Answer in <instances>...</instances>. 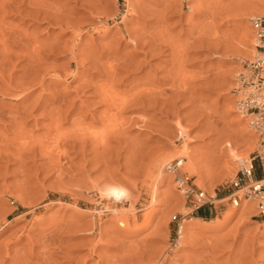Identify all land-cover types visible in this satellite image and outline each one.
Returning <instances> with one entry per match:
<instances>
[{
  "label": "rangeland",
  "instance_id": "rangeland-1",
  "mask_svg": "<svg viewBox=\"0 0 264 264\" xmlns=\"http://www.w3.org/2000/svg\"><path fill=\"white\" fill-rule=\"evenodd\" d=\"M36 1L37 17L0 2V37L20 50L0 43V264H264V214L227 197L236 161L257 148L234 89L254 54L239 46L251 8ZM178 152L216 196L211 212L161 164Z\"/></svg>",
  "mask_w": 264,
  "mask_h": 264
},
{
  "label": "built area",
  "instance_id": "built-area-1",
  "mask_svg": "<svg viewBox=\"0 0 264 264\" xmlns=\"http://www.w3.org/2000/svg\"><path fill=\"white\" fill-rule=\"evenodd\" d=\"M249 23L254 36L255 52L251 59L242 63L237 73V87L234 89L238 93L236 108L248 119L256 134L257 148L247 160L236 161V174L231 180L235 190L227 197L233 205H237L242 198L252 199L258 211L264 214V13L251 17ZM182 160L168 162L165 169L174 175L176 188L189 206L194 209L207 207L211 212L216 196L202 191L185 171L180 170ZM172 219H177V216L174 215Z\"/></svg>",
  "mask_w": 264,
  "mask_h": 264
},
{
  "label": "bare ground",
  "instance_id": "bare-ground-1",
  "mask_svg": "<svg viewBox=\"0 0 264 264\" xmlns=\"http://www.w3.org/2000/svg\"><path fill=\"white\" fill-rule=\"evenodd\" d=\"M2 0H0V2H1ZM16 1H23V2H21L22 3V5H24L23 7H25V9L27 8V12H29L28 14L29 15H32L33 17H37V14L39 13V12H41V10L40 9H42V8H40V7H38L39 5H37V4H35V3H31L30 2V0L29 1H27L26 2V0H15V2ZM25 1V2H24ZM39 1V0H38ZM7 3V5L9 6V8L8 9H10V12H11V8L10 7H12L11 5H14V4H12L13 2H12V0H11V2H10V0H3V2L2 3ZM14 2V3H15ZM20 2L19 3H17V4H20ZM29 2V3H28ZM35 2L37 3V1L35 0ZM45 2V1H44ZM238 2V1H237ZM24 3H27L26 5H28V7L27 6H25V4ZM43 3V2H42ZM239 3V4H238ZM238 3H234L235 5H238V7L240 8L241 6H245V8H251V10L250 11H248V14H247V16H245V19H247L248 17H249V19L251 18V17H253L255 14H261V13H264V0H241L240 2H238ZM1 4V3H0ZM16 4V5H17ZM40 4V3H39ZM45 4V3H44ZM43 4V5H44ZM234 4L232 5V7L234 6ZM21 5V4H20ZM21 5V6H22ZM31 5H34L33 7L31 6ZM55 5V4H54ZM6 6V5H5ZM8 6H6V7H8ZM36 6V7H35ZM40 6H41V4H40ZM44 6H46V5H44ZM229 6V5H228ZM227 7V6H226ZM13 8V7H12ZM18 8V7H17ZM21 8V7H20ZM48 8V7H47ZM230 8V7H229ZM14 9L16 10V8H15V5H14ZM13 9V10H14ZM49 9H51L52 10V8H49ZM49 9H46V10H48L46 13L47 14H49ZM57 9V8H56ZM59 9V8H58ZM57 9V10H58ZM23 10H24V8H23ZM43 10V9H42ZM46 10H44V11H46ZM53 10H55V9H53ZM53 10H52V13H54L53 12ZM60 10H61V8H60ZM8 11V10H7ZM6 11V12H7ZM19 11V10H18ZM25 11V10H24ZM66 11V10H65ZM5 12V13H6ZM9 12V11H8ZM15 12V11H14ZM69 12V11H68ZM0 13L2 14V13H4V6L3 5H0ZM16 13V12H15ZM45 13V12H44ZM43 13V14H44ZM67 13V12H66ZM226 13V12H225ZM9 14V13H8ZM27 14V15H28ZM239 14V13H238ZM3 15V14H2ZM7 15V14H6ZM28 15V16H29ZM41 15H42V13H41ZM46 15V14H45ZM50 15H51V13H50ZM242 15V14H241ZM5 16V15H4ZM3 16V17H4ZM27 16V17H28ZM38 16H40V14H38ZM48 16L49 15H47L46 16V19L48 18ZM31 17V16H30ZM29 17V18H30ZM42 17V16H41ZM56 17H57V14H56ZM66 17V16H65ZM69 18V17H68ZM1 19H2V16H1ZM0 19V20H1ZM4 19V18H3ZM36 19V18H35ZM49 20H51L50 18H48ZM47 19V20H48ZM43 20V19H42ZM54 20V19H53ZM60 21V20H59ZM62 21V20H61ZM54 22H55V20H54ZM57 22V21H56ZM66 22H68V20H67V18H66ZM0 23L2 24V22L0 21ZM53 23V22H52ZM70 23V22H69ZM248 23V22H247ZM53 24H55V23H53ZM64 24V23H63ZM4 25V24H3ZM2 26V25H1ZM1 29V28H0ZM2 29H3V27H2ZM1 29V30H2ZM4 30V29H3ZM12 31L14 30V29H11ZM19 30V29H18ZM6 31V30H5ZM16 31V30H15ZM14 31V32H15ZM243 32H241L242 34L240 35L241 37H240V40H239V46H244V48L245 49H248L247 50V52L245 51V50H242V52H243V54H242V56H244L245 55V57H250V54L251 53H254L255 52V47L254 46H252L254 43H252V45H251V39H252V37H251V33H252V29H251V27H250V24L248 23V24H246L245 25V28H243V30H242ZM21 32V31H20ZM16 33V32H15ZM17 33H18V31H17ZM16 33V35H14V37L16 38L15 40H16V42H17V47H19L21 50L23 49V48H25L26 47V42H25V40H27V39H24V37H25V35L23 36L22 34H23V32L20 34H17ZM6 34V33H5ZM7 36V35H6ZM3 33H2V35H1V37H0V43L2 42L3 44V47H4V53L3 54H5L6 55V51H7V49L9 48L10 49V52H11V50L13 49L14 51L16 50V49H14L15 47H13V45H12V49L10 48L11 46V44H7V41L9 40H7V37H6ZM26 37H28L27 35H26ZM9 38V37H8ZM36 39V38H35ZM14 40V41H15ZM48 42H50V41H48ZM15 43V42H14ZM13 42H12V44H14ZM20 43H22L23 45H19ZM36 43H37V41H36ZM52 42H50V44H51ZM54 43V42H53ZM16 44V43H15ZM34 45V44H33ZM40 45H41V43H40ZM44 45V44H43ZM36 46V45H35ZM37 46H39L38 44H37ZM36 46V47H37ZM27 47H29V46H27ZM31 47V46H30ZM34 47V46H33ZM51 47V46H50ZM55 47V46H54ZM57 47V46H56ZM38 48V47H37ZM1 49H2V47H1ZM18 49V48H17ZM36 49V48H35ZM51 49V48H50ZM54 50V49H53ZM56 50V49H55ZM13 51V52H14ZM16 51H20V50H16ZM8 52H9V50H8ZM17 52V53H18ZM241 52V51H240ZM248 54H246V53ZM245 53V54H244ZM8 55H6V56H10L9 55V53H7ZM13 54V53H12ZM15 54H16V52H15ZM155 54V53H154ZM28 55H30V54H27V56ZM33 57H34V55L33 54H31ZM252 55V54H251ZM5 58V57H4ZM28 58V57H27ZM30 59H31V56L29 57ZM6 60V59H5ZM151 92L153 91V90H150ZM156 91V90H155ZM149 92V91H148ZM154 93H152V95H153ZM105 95H106V97H107V93H103L102 94V97H104L105 99H106V97H105ZM155 95V94H154ZM145 96V95H144ZM147 96V95H146ZM156 96V95H155ZM101 97V98H102ZM134 97V96H133ZM136 97V96H135ZM154 97V96H153ZM152 97V98H153ZM157 98V97H156ZM238 98V97H237ZM136 99H137V97H136ZM104 100V99H103ZM102 100V101H103ZM133 100H134V98H133ZM140 100V99H139ZM168 100H170L169 98H168ZM141 101V100H140ZM139 101V102H140ZM143 101V100H142ZM146 101H148V102H150V100H146ZM146 101H144V102H146ZM154 101V100H153ZM166 101V100H165ZM165 101H163L164 103H165ZM129 102H131L130 100H129ZM136 102V101H135ZM156 102V104H157V101H155ZM170 102V101H169ZM171 102H172V99H171ZM173 102H174V100H173ZM134 103V102H133ZM147 103V102H146ZM125 104V103H124ZM135 104V103H134ZM133 104V105H134ZM139 104V103H138ZM162 104V103H161ZM167 104V103H166ZM165 104V105H166ZM130 105V104H129ZM131 105H132V103H131ZM168 105H170V104H168ZM155 106V105H154ZM167 107V106H166ZM170 107V106H169ZM171 109V108H170ZM169 109V110H170ZM172 110V109H171ZM170 110V111H171ZM192 119V118H191ZM249 123V122H248ZM249 127H250V125H249ZM246 129V128H245ZM247 131H248V133H249V140H250V137H251V140L250 141H252L253 143L255 142V143H257V136H256V134H254L253 132H251L252 130H248L247 129ZM248 138V137H247ZM249 141V142H250ZM246 142V141H245ZM249 144V143H248ZM256 145V144H255ZM54 146V145H53ZM173 155V154H172ZM189 155V154H188ZM184 157H186L187 158V154L186 155H184V154H181V153H176L175 155H173V156H170V157H163V158H161V164H164V162L165 161H167L168 160V162L169 161H171V160H174V159H183L182 160V162H181V167H180V170H182V171H185L184 169H183V165H188L189 167H190V169L192 170V175H196V172L192 169V166L189 164V162H185V158ZM189 159V158H188ZM239 160V159H238ZM243 160H247V159H243ZM166 164H168V163H166ZM165 164V165H166ZM161 169V168H160ZM164 169V168H163ZM108 193L116 200V199H124L126 196H127V192H126V190H124V189H121V188H111V189H109V191H108ZM110 195H108V196H110ZM126 198H128V197H126ZM125 200V199H124ZM242 202V203H241ZM131 203V202H130ZM240 203L242 204V208H244L247 212L248 211H252L254 208H255V206H256V203L252 200V199H241V201H240ZM233 206H239V203L237 204V205H233ZM241 207V206H240ZM249 213V212H248ZM194 219H197V220H199V218H194ZM181 227V226H180ZM179 227V228H180ZM182 228V227H181ZM181 230H183V229H181ZM179 233V232H178ZM183 235V234H182ZM179 237H180V235H179ZM178 237V238H179ZM183 237V236H182ZM184 238V237H183ZM180 239V238H179ZM177 246V245H176Z\"/></svg>",
  "mask_w": 264,
  "mask_h": 264
},
{
  "label": "trees",
  "instance_id": "trees-1",
  "mask_svg": "<svg viewBox=\"0 0 264 264\" xmlns=\"http://www.w3.org/2000/svg\"><path fill=\"white\" fill-rule=\"evenodd\" d=\"M201 214H202V212H201V211H199V215H200V216H202Z\"/></svg>",
  "mask_w": 264,
  "mask_h": 264
}]
</instances>
